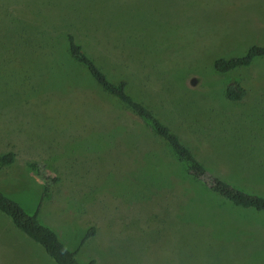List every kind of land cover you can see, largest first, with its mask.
Here are the masks:
<instances>
[{"label":"rangeland","instance_id":"rangeland-1","mask_svg":"<svg viewBox=\"0 0 264 264\" xmlns=\"http://www.w3.org/2000/svg\"><path fill=\"white\" fill-rule=\"evenodd\" d=\"M68 1L0 0V42H10V32L42 14L49 20ZM103 3L94 8L109 12L113 24L124 15L127 24L158 29L143 39L135 69L121 71L131 77L135 94L171 123H180L176 104L192 107L187 113L193 116L212 108V119L203 118L197 129L184 120L180 137L212 172L226 167L240 173L232 182L264 181V56L226 73L211 64L252 43L264 45V0ZM23 32L25 41L29 33ZM21 55H0V191L32 212L42 181L25 162H40L58 177L38 217L68 249L90 230L76 253L79 263L264 264L263 213L234 209L171 163L160 143L148 140L146 146V130L131 125L133 115L93 83L80 87L86 77L80 69L58 80L51 55ZM229 80L245 84V100L223 98ZM146 147L152 156L141 152ZM9 151L13 161L6 165L1 160ZM253 190L264 194V185ZM0 264L55 263L0 213Z\"/></svg>","mask_w":264,"mask_h":264},{"label":"trees","instance_id":"trees-1","mask_svg":"<svg viewBox=\"0 0 264 264\" xmlns=\"http://www.w3.org/2000/svg\"><path fill=\"white\" fill-rule=\"evenodd\" d=\"M68 5L70 6L60 7L55 14L52 12L49 20H46L43 14H39L40 19L36 22L30 21V25L24 26L25 32L27 29L29 33V38L25 41L22 27L17 28L19 31L15 30L16 34L10 32L8 35L10 42H0V55L8 59H12L10 55L18 54H22L20 57H26L27 54H40L45 58L51 55V69L55 70V79L58 78V80L60 74L69 72L70 68L80 69L86 75L80 87L89 88L93 83L104 95L133 115L140 123L131 119V125H138L139 128L146 130L144 137L146 139L137 135L146 146H148V140L153 144L160 143L167 151L171 163L180 164L179 167L187 177L204 185L234 209L251 210L264 214V194L260 190H253L260 189V186L264 185L260 176L259 178L253 177L256 183L240 182L238 179L232 182L231 178H236L240 174L236 173L235 169L224 167L222 171L212 172L195 155L191 149L192 144L183 140L178 133L180 124H183L184 120L190 121V125L197 129L203 118L212 119L214 115L212 108H199V113L193 116L192 113H187L193 109L192 107L185 111L184 106L176 104L175 108L179 113L177 119L180 123L174 119L171 123V120L162 117L154 106L146 102L142 95L135 94L130 84L131 77L121 73L123 70L135 69L136 54L139 55L140 50L144 51L147 44L143 39L148 38L151 31L158 29L151 27L143 29L127 24L123 21L124 15H118V21L113 24L109 12L105 9L94 8L106 7L103 0H70ZM50 20L51 24L47 26L44 21ZM13 23L14 21L11 20V24ZM16 42H18L17 45ZM262 56H264V45L252 43L245 48L242 54L218 56L211 64L214 71L226 73L233 68L247 66L254 59ZM64 70L66 72H63ZM136 77L138 75L135 74L134 81H137ZM68 85L72 86V83ZM186 87L190 89L191 95H194L189 80L186 82ZM247 93L248 88L239 80H229L222 90L223 98L230 102H242ZM180 101L183 102L184 99ZM180 101L177 103H182ZM226 123L228 124L227 121ZM141 152L145 157L154 154V150L147 147ZM1 161L6 165L12 163L13 153L10 151L5 153ZM25 165L42 181V189L34 209L32 212L25 211L17 202L0 191V213L9 219L15 229L39 245L55 264H81L76 259V253L84 241L90 237V230L83 233L74 249H68L57 233L48 225L43 224L38 217L42 202L49 193V187L57 181L58 177L48 173L40 162L26 161ZM258 171L260 172V169ZM261 172L264 175V169ZM150 181L159 183L154 178H150ZM84 264H94V261L90 259Z\"/></svg>","mask_w":264,"mask_h":264}]
</instances>
